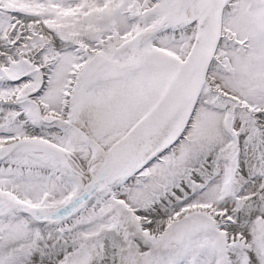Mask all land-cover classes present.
<instances>
[{
  "label": "snow or ice",
  "instance_id": "snow-or-ice-1",
  "mask_svg": "<svg viewBox=\"0 0 264 264\" xmlns=\"http://www.w3.org/2000/svg\"><path fill=\"white\" fill-rule=\"evenodd\" d=\"M0 264H264V0H0Z\"/></svg>",
  "mask_w": 264,
  "mask_h": 264
}]
</instances>
